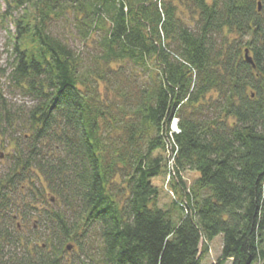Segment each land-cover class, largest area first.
Returning a JSON list of instances; mask_svg holds the SVG:
<instances>
[{"label":"trees","instance_id":"1","mask_svg":"<svg viewBox=\"0 0 264 264\" xmlns=\"http://www.w3.org/2000/svg\"><path fill=\"white\" fill-rule=\"evenodd\" d=\"M4 1L0 264H264V0Z\"/></svg>","mask_w":264,"mask_h":264},{"label":"rangeland","instance_id":"2","mask_svg":"<svg viewBox=\"0 0 264 264\" xmlns=\"http://www.w3.org/2000/svg\"><path fill=\"white\" fill-rule=\"evenodd\" d=\"M0 8L1 10L6 8V3L4 0H0ZM181 10V8H180ZM13 16L18 15L17 11H13L12 13ZM184 16V14H182ZM186 15V14H185ZM9 20V19H8ZM7 23V24H6ZM5 24H0V65L4 66L9 54V40H8V34L5 31L6 28H8V30H10L11 32L14 30L13 28V24L10 23V21H7ZM15 96H11L13 97L12 99L20 102L22 99L20 96H18V94L14 93ZM9 98V95H6ZM174 130H177L178 128L176 126H173ZM177 128V129H176ZM6 153L5 149H2L0 146V166L3 167V157L4 154ZM196 173L192 172V171H185L183 173V178L184 180L187 182V184H191V182L193 181V179L196 178ZM155 184H157L161 189V195H160V202L161 203H167L169 202V198H170V192L167 190L166 184H165V179L164 178H156L155 180ZM16 221L20 222L21 224V231L26 233L27 231L30 230L31 232V227L29 226V224H34V230L35 233L37 231H40V227H37L38 223L36 221L35 217L30 218V221L27 222V225L25 226L24 221L21 220V218L19 217ZM220 248H221V236H217L216 238L213 239V241L210 243L209 245V252L208 255L206 256L204 262L205 264H214L217 260V257L220 254Z\"/></svg>","mask_w":264,"mask_h":264},{"label":"water","instance_id":"3","mask_svg":"<svg viewBox=\"0 0 264 264\" xmlns=\"http://www.w3.org/2000/svg\"><path fill=\"white\" fill-rule=\"evenodd\" d=\"M260 9V7H259ZM244 59L250 63L253 67L255 66L254 63H253V60L251 58V56L248 54V50H245V53H244Z\"/></svg>","mask_w":264,"mask_h":264},{"label":"built area","instance_id":"4","mask_svg":"<svg viewBox=\"0 0 264 264\" xmlns=\"http://www.w3.org/2000/svg\"><path fill=\"white\" fill-rule=\"evenodd\" d=\"M176 121H177V120H176V119H174V120H173V122H172V125H171V128H172V130H174L173 126H175V125H176ZM176 129H177V128H176Z\"/></svg>","mask_w":264,"mask_h":264}]
</instances>
